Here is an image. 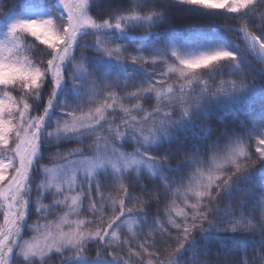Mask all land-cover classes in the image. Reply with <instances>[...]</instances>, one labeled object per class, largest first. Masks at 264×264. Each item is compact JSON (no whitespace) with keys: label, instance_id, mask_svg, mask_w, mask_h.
Wrapping results in <instances>:
<instances>
[{"label":"snow or ice","instance_id":"obj_1","mask_svg":"<svg viewBox=\"0 0 264 264\" xmlns=\"http://www.w3.org/2000/svg\"><path fill=\"white\" fill-rule=\"evenodd\" d=\"M0 264H264V0L0 4Z\"/></svg>","mask_w":264,"mask_h":264},{"label":"trees","instance_id":"obj_2","mask_svg":"<svg viewBox=\"0 0 264 264\" xmlns=\"http://www.w3.org/2000/svg\"><path fill=\"white\" fill-rule=\"evenodd\" d=\"M12 2H13V0H0V4H4L6 7L11 6ZM34 219H35V217H33V220ZM29 235H30V233H29Z\"/></svg>","mask_w":264,"mask_h":264}]
</instances>
